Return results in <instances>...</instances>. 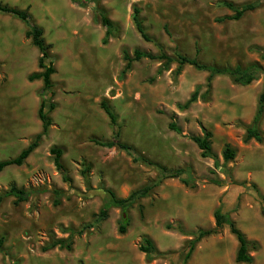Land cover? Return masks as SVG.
<instances>
[{
	"label": "rangeland",
	"instance_id": "374dc122",
	"mask_svg": "<svg viewBox=\"0 0 264 264\" xmlns=\"http://www.w3.org/2000/svg\"><path fill=\"white\" fill-rule=\"evenodd\" d=\"M0 1L18 8L32 3ZM221 1L100 0L98 5L118 26L117 35L104 45L103 28L91 7L49 0L53 17L43 20L36 10H28L51 44L55 72L52 87L43 96L42 81L27 80L38 70L37 48L25 37L20 20L0 12V160L16 156L40 131L36 111L41 97L55 104L39 145L23 164L0 170V192L11 184L29 191L26 201L15 203L13 197H5L0 202V236L7 252L0 253V264H183L186 242L197 229L214 227L216 208L246 239L256 242L257 248L249 251L252 261L235 260L238 242L223 223L195 243L186 264H264V202L255 197V191L264 196V113L263 141H242L263 74L248 85L215 75L206 91L207 71L185 65L175 74L176 63H171L156 75L161 62L141 58L120 76L122 50L131 54L135 48L152 53L162 49L217 66L258 62L264 71V0H226L258 5L237 20L217 21L232 14ZM133 6L151 41L136 32ZM14 49L23 56L21 65L13 61ZM197 86L196 100L184 110L177 108ZM102 99L116 115L113 126L100 107ZM171 116L180 133L168 128ZM204 129L211 132L215 158L202 157L189 138L202 135ZM115 130L128 151L90 141L108 140ZM225 144L235 150L228 161L221 154ZM53 146L62 149L60 161L70 183L53 164L49 153ZM155 164L182 172L163 178L146 196L125 206L129 223L124 233L117 231L120 207H110L105 220L93 221L107 199L104 189L124 198L152 185L159 177ZM86 165L84 178L81 169ZM54 189L61 190L59 196ZM69 227L83 228L72 235L70 250H41L52 238H66ZM143 236L153 241L161 256L145 258L138 249Z\"/></svg>",
	"mask_w": 264,
	"mask_h": 264
},
{
	"label": "trees",
	"instance_id": "16d2710c",
	"mask_svg": "<svg viewBox=\"0 0 264 264\" xmlns=\"http://www.w3.org/2000/svg\"><path fill=\"white\" fill-rule=\"evenodd\" d=\"M72 4L78 7H91L95 13L96 18L98 19L100 25L103 28V36L100 40L101 44H106L108 40L112 37H115L118 32V26L116 23L110 19L105 11V9L98 5L100 0H70ZM222 6L232 11V14L223 16L221 18H217V21L221 20H237L247 11H252L258 5V2H245L241 4H234L231 1L223 0L220 2ZM0 12L4 14L11 15L12 17L17 18L21 22L24 23L25 37L30 40V43L35 46L38 50L37 57V71L31 72L27 75L28 81H33L40 79L42 81V87L39 92L40 96H43L45 91H48L52 87L51 75L55 72V68L52 63L50 48L51 44L47 43L43 37V29L41 26L37 25L32 21L31 15L27 8H18L16 6L8 5L6 3H2L0 1ZM131 21L136 30V32L141 36L144 41H151V37L145 32L144 26L142 24L141 18L139 16V10L137 7H132L131 12ZM141 58H147L149 60H156L161 62L160 66L156 70V75H160L163 71L169 68L171 63H176V67L174 70L175 74H179L182 68L185 65H191L199 70H205L208 72L206 76V91L210 88L211 80L215 75H227L231 79V81L238 85H248L253 80L258 78L260 73L263 74L262 79V87L260 92L256 98L255 110L252 116L250 123L247 125L242 141L248 142L249 140H254L258 143L263 141V133L260 130V122L263 118L264 113V71L263 67L258 63L254 62L248 64L246 66H242L240 64H236L232 67L230 66H217L213 64H206L200 62L196 57H187L180 53H175V55H169L164 50L159 49L158 52L152 53L150 51H143L138 48L132 50V53L129 54L126 50H122V60L124 64L120 71V76H123L126 72H128L131 68V64L133 61H138ZM198 92V86L194 88L189 97L182 103L177 104V108L180 110L186 109L192 102L196 100ZM100 107L106 114L109 119L110 124L115 125L116 115L110 106L107 104L106 100L102 99L100 101ZM55 107L53 102H46L44 97H41L39 101V105L37 108V117L40 120L41 129L38 133H36L32 140L19 151V153L8 159L0 160V170H2L5 166L8 165H21L24 163L25 159L28 155L39 145L42 137L46 135L49 126L51 125V118L49 116V112H51ZM174 117L171 116V121L168 123V128L177 133H180V128L175 124ZM119 132L117 130L113 131L112 136L108 140H100L97 138H91L90 141L93 143L102 146V147H118L124 150H129L130 147L123 142L118 140ZM189 138L196 144L198 149H200V155L202 157L215 158V154L211 148V132L208 130H203L202 135H189ZM49 153L52 155V161L56 168V170L61 174V178L64 182L70 183V179L65 173L63 164L60 161L62 155V149L59 147H51L49 149ZM222 158L224 161H228L234 157L235 150L231 148L228 144H225L222 149ZM144 162L146 160L142 159ZM157 170L159 171V177L153 182L152 185L143 186L137 190L131 191L126 197L120 198L115 195V193L106 188L104 191L107 193V199H104L98 211L94 214L93 221L100 222L106 219L107 213L110 207H120L123 211L120 220L118 222L117 231L119 233H124L129 223L128 215L125 211V206L135 201L137 198L146 196L150 189L153 186L158 185L163 178L167 177H178L181 174V170L175 171H167L163 166L159 164H155ZM88 166H84L81 169V175L85 178L86 172L88 171ZM186 183L185 180H182ZM53 192L56 196H59L61 190L54 189ZM29 196V191L17 187L14 184L9 185L5 190L0 192V202L5 197H13L14 202H22L26 201ZM255 197L260 201V203L264 202V196H261L259 193L255 191ZM53 204H58V199L53 201ZM124 214V215H123ZM214 218V227L211 229H197L195 233H193V237L186 242L185 247L183 248L182 254V263L186 264L190 255L194 249V245L198 242L202 237L207 236L209 234L215 233L223 223H227L229 226V231L235 236L238 246L235 253V260L237 262H251L252 256L249 254L250 250H255L257 248V244L254 241H250L246 239L245 235L242 233L240 229H238L235 223L232 220L227 219L221 212L219 208L214 209L213 211ZM168 227H171L168 225ZM82 229L74 230L69 227V235L66 238H52L49 242L44 244L41 247L42 251H46L48 249L58 247L61 249L70 250L72 246V235L74 233L81 234ZM177 229L180 232H183L182 228L178 225ZM139 251L145 254V258L147 260H152L161 256L160 252L157 250L153 241L143 236L140 243L138 244ZM0 253L3 256H7V252L4 248V237L0 236ZM166 255V254H165ZM164 256V255H163Z\"/></svg>",
	"mask_w": 264,
	"mask_h": 264
},
{
	"label": "crops",
	"instance_id": "0c3cea01",
	"mask_svg": "<svg viewBox=\"0 0 264 264\" xmlns=\"http://www.w3.org/2000/svg\"><path fill=\"white\" fill-rule=\"evenodd\" d=\"M69 1H70V0H69ZM70 2H71V1H70ZM51 7H52V6H51ZM51 7H50V5H49V0H32V3L27 4V6L24 7V8H27V9L30 11V13H31V10H36V11L38 12V14L41 15L42 20H43V18L48 17L49 15L53 17V15L51 14ZM65 17H66V16H65ZM61 18H62V20L65 19L63 16H62ZM66 18H67V17H66ZM34 19H35V18H34ZM35 21H36V23L39 22V21H37L36 19H35ZM22 23H23V22H22ZM23 24H24V23H23ZM23 24H19V25H22V27H23ZM38 24H39V23H38ZM9 49H10V47L7 46V47H6V50H9ZM13 51L16 52V54L11 53V55H12V54L14 55V56H13V57H14L13 61H17V64H18V65H21L22 62H23V56H21V55L19 54V52L16 51V49H14Z\"/></svg>",
	"mask_w": 264,
	"mask_h": 264
},
{
	"label": "bare ground",
	"instance_id": "6f19581e",
	"mask_svg": "<svg viewBox=\"0 0 264 264\" xmlns=\"http://www.w3.org/2000/svg\"><path fill=\"white\" fill-rule=\"evenodd\" d=\"M257 158H259V156H258ZM256 166H257V165H256Z\"/></svg>",
	"mask_w": 264,
	"mask_h": 264
},
{
	"label": "water",
	"instance_id": "95a60500",
	"mask_svg": "<svg viewBox=\"0 0 264 264\" xmlns=\"http://www.w3.org/2000/svg\"><path fill=\"white\" fill-rule=\"evenodd\" d=\"M124 215V214H123Z\"/></svg>",
	"mask_w": 264,
	"mask_h": 264
}]
</instances>
